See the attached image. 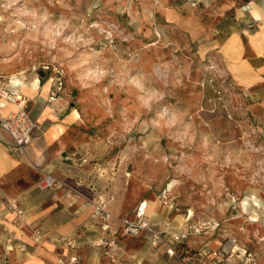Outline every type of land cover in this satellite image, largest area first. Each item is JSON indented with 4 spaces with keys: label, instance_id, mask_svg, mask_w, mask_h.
<instances>
[{
    "label": "rangeland",
    "instance_id": "1",
    "mask_svg": "<svg viewBox=\"0 0 264 264\" xmlns=\"http://www.w3.org/2000/svg\"><path fill=\"white\" fill-rule=\"evenodd\" d=\"M252 5L264 13V0H0V75L52 78L79 114L66 136L85 186L129 215L152 202L166 223L77 260L60 236L57 263L264 264V73L244 84L221 52L230 29L259 27Z\"/></svg>",
    "mask_w": 264,
    "mask_h": 264
},
{
    "label": "crops",
    "instance_id": "2",
    "mask_svg": "<svg viewBox=\"0 0 264 264\" xmlns=\"http://www.w3.org/2000/svg\"><path fill=\"white\" fill-rule=\"evenodd\" d=\"M260 13L264 18L262 10ZM250 16L252 21H259L257 30L251 32L249 22L245 21L244 26L229 30L221 46L229 70L244 84L256 82L264 73V23L252 12ZM227 43H232L233 49L223 51ZM232 61L234 65H231ZM40 72L37 76L21 75L19 83L5 81L10 90L21 96L35 127L23 154L13 151L12 139L0 128V264H55L59 259L57 247L64 249L56 243L60 236L73 239L75 247L66 248V252L77 260V253L84 245L99 248L94 243L105 237L93 215V201L99 196H112L108 207L118 217L132 216L137 206L129 215L119 210L118 200L112 193L93 192L94 188L89 186L92 183L85 186L89 182L86 178L89 171L70 163L75 153L66 136L76 121L74 110L66 107L65 99L59 93L54 100L47 101L50 92L54 91L52 78ZM15 109L16 105L8 104L0 114L5 116ZM44 172L52 173L76 190L66 187L39 190L36 182ZM8 200L16 201L24 210L22 218L10 207ZM147 218L152 229L158 226ZM26 224L40 228L44 240L34 243L31 233L25 230ZM143 236L151 238L152 234L143 232L131 237ZM116 243L113 249L118 247ZM7 256L11 258L7 259Z\"/></svg>",
    "mask_w": 264,
    "mask_h": 264
},
{
    "label": "built area",
    "instance_id": "3",
    "mask_svg": "<svg viewBox=\"0 0 264 264\" xmlns=\"http://www.w3.org/2000/svg\"><path fill=\"white\" fill-rule=\"evenodd\" d=\"M44 69H49L45 66ZM61 82L58 80L57 89L60 88ZM57 97L55 91H51L47 101H52ZM8 104L16 105V109L10 111L7 115L0 114V128L3 129L12 139L13 151L18 154L25 152V147L29 144L32 132L35 127L34 121L30 118L28 112L22 104L21 96L10 90L2 76H0V110L7 107ZM67 183L58 179L50 172H44L36 182V187L45 191L48 189L67 187ZM112 196L103 197L99 196L98 199L93 201V215L96 221L100 224L101 229L105 233L104 239L96 242V245H109L114 246L116 243L117 232L120 231L122 236H139L143 232H149L156 238H159L161 233L153 231L150 226L149 220L145 213V201L142 200L136 206L132 216L118 217L111 213L108 207V202ZM10 207L16 212L19 217H23L24 210L20 208L14 200H8ZM34 238L37 240L40 236V231L33 228ZM186 236L182 233L176 236L180 239ZM71 247L73 245L69 243Z\"/></svg>",
    "mask_w": 264,
    "mask_h": 264
},
{
    "label": "bare ground",
    "instance_id": "4",
    "mask_svg": "<svg viewBox=\"0 0 264 264\" xmlns=\"http://www.w3.org/2000/svg\"><path fill=\"white\" fill-rule=\"evenodd\" d=\"M260 9L256 6V5H252L251 6V12L253 14V16L259 20H262V23H264V18H263V15L262 13H260ZM228 49H233V46H232V43H227L224 50L223 51H227ZM232 60L234 61L235 59L232 58ZM232 61L231 65L233 64L234 65V62ZM19 75H21V72L18 73ZM17 75V74H14V73H11L9 76H8V82H15V83H19L20 82V76ZM73 114L74 116L77 118V116L79 115L78 114V111L77 110H74L73 111ZM170 186V185H169ZM145 208H147L146 210V215L149 217V219L152 221L153 224H156V225H160L161 227H164L165 226V221L162 219L161 215L158 214L154 209H153V203L152 202H147L145 201ZM180 221V219H179Z\"/></svg>",
    "mask_w": 264,
    "mask_h": 264
},
{
    "label": "water",
    "instance_id": "5",
    "mask_svg": "<svg viewBox=\"0 0 264 264\" xmlns=\"http://www.w3.org/2000/svg\"><path fill=\"white\" fill-rule=\"evenodd\" d=\"M40 74L42 75V72H40Z\"/></svg>",
    "mask_w": 264,
    "mask_h": 264
}]
</instances>
